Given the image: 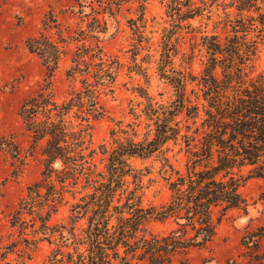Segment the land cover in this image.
<instances>
[{
  "label": "rangeland",
  "instance_id": "obj_1",
  "mask_svg": "<svg viewBox=\"0 0 264 264\" xmlns=\"http://www.w3.org/2000/svg\"><path fill=\"white\" fill-rule=\"evenodd\" d=\"M229 2L0 0V264H70V257L75 259L86 250L78 241L87 228L88 215L74 210L76 204H81L80 198L89 192L81 191L83 183L64 194L49 222L51 231L46 235H32L28 226L22 235L18 227H10L9 220L19 201L27 196V188L40 179L44 169L40 145L35 150L31 148L32 137L18 116L23 98L37 84L48 81L59 105L81 94L84 108L78 111L73 107L68 121L73 126H89L88 149L84 154L88 156L95 151L88 162L103 171L105 156L101 147L110 152L118 143L143 142L149 132V139L152 138L153 122L146 118L145 110L149 106L166 109L177 100L171 80L183 78L185 98L194 100L192 91L198 90L194 78L201 76L205 61L204 51L196 44L204 36L222 39L230 34V29L221 24L226 15L230 19L236 17L234 8L228 7ZM188 9L195 10L193 18L179 20L177 14L185 15ZM50 18L54 21L52 29L45 32L43 21ZM39 33L54 43L64 41L58 43L63 54L52 73V65H45L25 46L28 38ZM77 53L87 63H102L103 70H109L113 78L103 86L92 87L99 116L88 117L87 123L74 116H84L81 112L89 109L85 80L94 85L97 68L93 67L88 74L70 75ZM80 69L84 71L83 67ZM249 71L250 77L264 71V44L258 46ZM186 120L184 114L175 119L181 126L191 125ZM181 148L178 139L176 145L168 142L161 152L149 158L129 159L133 170L141 174L142 188L138 195L144 209L167 203L170 193L166 179L174 174L164 159L175 171L183 172L186 158ZM16 149L20 161H15L9 151ZM54 168L60 170L61 165L56 163ZM240 191L249 204L246 212L233 210L225 215L209 244L186 253L189 264H244L249 254L256 256V260L264 259V184L251 179ZM22 219L31 224L30 215L24 214ZM173 227L170 221L151 220L146 225L148 233L159 235L167 234ZM251 234L257 236L256 244L246 247L242 239ZM25 239L35 240L36 244L26 248Z\"/></svg>",
  "mask_w": 264,
  "mask_h": 264
},
{
  "label": "trees",
  "instance_id": "obj_2",
  "mask_svg": "<svg viewBox=\"0 0 264 264\" xmlns=\"http://www.w3.org/2000/svg\"><path fill=\"white\" fill-rule=\"evenodd\" d=\"M229 1L228 7L234 8L236 17L226 15L221 24L230 29V34L222 39L204 36L196 44L204 51L205 61L201 76L194 78L198 89L192 91L194 100L185 98L183 78L171 80L177 100L166 109L149 106L145 110L146 118L153 122L152 138L149 132L143 142L118 143L110 152L101 147L103 171L88 162L95 151L84 154L89 126H73L68 121L73 107L78 111L84 108L81 94L59 105L48 81L37 84L23 98L18 116L32 137L31 148L40 145L44 169L11 215V228L18 227L25 235L28 226L32 235H46L64 194L83 183L81 191L89 192L74 210L88 215L87 228L78 241L86 250L75 259L70 257V264H189L186 253L209 244L225 215L233 210L246 212L249 204L240 189L251 179L264 184V71L254 77L249 71L258 46L264 44V0ZM194 13L188 9L185 15H177L179 20L190 19ZM51 23V18L45 19L43 31H50ZM58 43L39 33L28 38L25 46L45 65L51 64L52 73L63 54ZM82 57L80 53L75 55L70 75L88 74L97 68L94 85L85 80L89 109L81 112L84 116H74L87 123L88 117L99 116L92 87L103 86L113 78L109 70H103L102 63L92 65ZM182 114L191 125L181 126L175 121ZM178 139L186 158L184 171H175L164 159L174 174L166 179L169 199L159 208L144 209L138 195L141 174L133 170L129 159L149 158L168 142L176 145ZM9 151L15 161H20L17 149ZM56 163L61 165L60 170L54 168ZM24 214L32 217L30 225L22 219ZM151 220L170 221L174 227L167 234L148 233L146 225ZM256 238L251 234L242 241L246 247L255 246ZM24 242L26 248L36 244L35 240ZM246 257L244 264H264V259L256 260L252 254Z\"/></svg>",
  "mask_w": 264,
  "mask_h": 264
}]
</instances>
